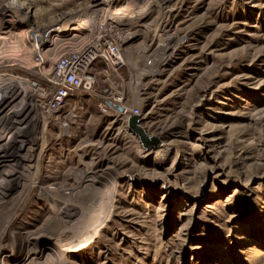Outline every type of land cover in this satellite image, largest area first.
I'll use <instances>...</instances> for the list:
<instances>
[{"label": "rangeland", "instance_id": "1", "mask_svg": "<svg viewBox=\"0 0 264 264\" xmlns=\"http://www.w3.org/2000/svg\"><path fill=\"white\" fill-rule=\"evenodd\" d=\"M165 1L18 0L0 13V113L13 106L1 131L20 138L0 163V181L19 174L0 207V264H264V0ZM98 22L120 33L123 65L98 64L94 91L126 112L82 94L59 139L33 84ZM54 27L38 66L30 34ZM134 108L158 144L132 131Z\"/></svg>", "mask_w": 264, "mask_h": 264}, {"label": "built area", "instance_id": "2", "mask_svg": "<svg viewBox=\"0 0 264 264\" xmlns=\"http://www.w3.org/2000/svg\"><path fill=\"white\" fill-rule=\"evenodd\" d=\"M93 27L95 35L88 42L57 53L44 83L33 84L41 115L58 128L59 139L71 137L75 107L82 94L97 97L104 112L108 109L126 112L119 97L109 89L100 94L94 91L98 64L111 69L123 65L122 37L111 23L98 22ZM44 36L42 33L30 34L32 59L38 66H43L51 53L50 42L40 41ZM131 113V116H137L139 110L134 108ZM3 126H9V122H4Z\"/></svg>", "mask_w": 264, "mask_h": 264}, {"label": "bare ground", "instance_id": "3", "mask_svg": "<svg viewBox=\"0 0 264 264\" xmlns=\"http://www.w3.org/2000/svg\"><path fill=\"white\" fill-rule=\"evenodd\" d=\"M17 1L18 0H12L11 2H9L10 4L8 3L9 4L8 6H6V5L3 6L0 4V13H8V12H11V10H13L18 14L17 10L13 7V4L14 3L16 4ZM163 2H166V1L165 0H152V3H154V5L155 4H163ZM14 6H16V5H14ZM94 6H96V5H94ZM122 10H123V8L117 10L116 12H114V14L117 16L122 15L123 14ZM88 22L89 21L82 19L79 21V24H77L76 27L71 28V30H74V31L86 30L88 28V26L90 25ZM58 30H59V27L50 28L49 33L41 38V40H40L41 43L49 42V35L57 32ZM40 33H41V31L40 32L35 31V32H32L31 34L39 35ZM11 105L12 104H9V106H10L9 109L7 107L5 110L2 111V113H0V163H3V161L6 158V155H11V156H13V158H14V156L17 155V152H18V148H17L18 146L17 145H19V142H20V138L16 134L10 135V134H7L5 132L2 133V131H1V125H3L4 122L9 121V119H8L9 115L8 114H7L8 116H5V115H6L7 111L8 110L10 111V108L13 107ZM4 118H7V119L4 121ZM6 127H8V126H6ZM17 162L18 163H16V165H15L16 168L21 165L20 160ZM11 168H12V166H11ZM18 176H19V174L14 168L9 169V171H7L5 173V175L3 176V180L0 181V207L4 205L3 199H4L5 190H6L7 186L10 187L14 183V181L16 180V178ZM62 206H63L64 215L69 216V214H71L70 213V206L63 204V203H62ZM68 212H69V214H68Z\"/></svg>", "mask_w": 264, "mask_h": 264}, {"label": "water", "instance_id": "4", "mask_svg": "<svg viewBox=\"0 0 264 264\" xmlns=\"http://www.w3.org/2000/svg\"><path fill=\"white\" fill-rule=\"evenodd\" d=\"M2 100V95L0 94V101ZM129 125L130 128L132 129V131L137 134L142 142V144L146 147V148H150L153 145L158 144V140L157 139H152L151 141H148L145 137H144V132L142 130V128H140V126H138V119L137 117H131L130 121H129Z\"/></svg>", "mask_w": 264, "mask_h": 264}]
</instances>
